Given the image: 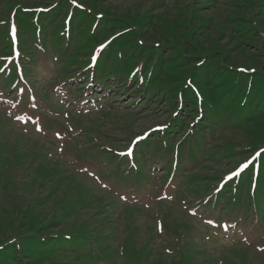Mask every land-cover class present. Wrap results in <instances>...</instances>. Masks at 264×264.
Returning <instances> with one entry per match:
<instances>
[{
	"label": "rangeland",
	"instance_id": "374dc122",
	"mask_svg": "<svg viewBox=\"0 0 264 264\" xmlns=\"http://www.w3.org/2000/svg\"><path fill=\"white\" fill-rule=\"evenodd\" d=\"M27 1L0 0V264H84L72 251L78 241L65 242L66 250L48 243L61 233L95 236L101 251L126 264H264V242L255 238L264 230L248 234L244 219L225 206L228 196L219 194L222 178L246 156L231 148L264 139V122L253 124V135L227 127L200 160L193 147L194 160L187 161L183 143L174 156L167 145L179 133L164 141L154 130L174 117L168 91L154 101L145 92L135 98L140 78L117 71L123 55L117 31L83 41L87 30L110 27L114 16L142 19V37L160 42L151 60L163 56L165 63L158 77L166 81L153 83L191 87L207 83L213 59H205L213 51L229 68L264 70V0H69L54 25L35 12L28 16L33 22L20 25L12 7L36 8ZM124 47L126 56L140 51L133 42ZM89 53L95 62L108 56L106 68L87 70L88 62L77 68V56ZM184 55L205 61L181 69ZM215 78L209 82L223 83L225 75ZM137 136L144 139L134 142V158L130 149L126 159L115 157ZM144 172L147 180L138 181ZM173 246L181 249L167 253ZM46 251L50 260L36 261Z\"/></svg>",
	"mask_w": 264,
	"mask_h": 264
},
{
	"label": "trees",
	"instance_id": "16d2710c",
	"mask_svg": "<svg viewBox=\"0 0 264 264\" xmlns=\"http://www.w3.org/2000/svg\"><path fill=\"white\" fill-rule=\"evenodd\" d=\"M15 1L19 2L20 0ZM78 1H80V3H85L86 0ZM94 2H98V0H94ZM26 3V5H28L26 7L36 8L32 9L31 11H25L26 8L24 6L12 7L15 10L14 14H16V18L20 25H29L31 22H33L28 16L34 15V12L35 16H38L39 21L44 23L47 20L50 21L51 18V21L54 25L58 18L64 15L66 8L70 5L69 0H28ZM37 9H39V11ZM39 21L38 23L40 26L45 28V25ZM111 24L112 25L106 29L99 30V27L95 28V31L97 30L95 33H90L93 28L91 27L83 36V41L85 43L91 44L97 37L98 33H103V30H106L104 34H110L117 31L119 36L115 41L120 42L121 46L123 47V55L117 59L120 61L118 62L119 66L117 67V71L125 72L127 75H131L132 81H136L137 79L139 80L140 78V84L138 87H135L132 92L137 95L135 98L141 96L143 100L142 93L145 92V98H151L149 101H152L153 98L154 101L157 96H160L161 98L160 92L163 94V89L164 91H168L167 94L169 95V98L172 101L171 103L173 104L171 106L174 109V117H171L163 125L162 131L157 132L159 133L157 139H162L165 141V138L172 139L175 137V133H179L180 140L175 144L173 143L167 145V151H173L172 154H174V156H176V154L178 155L179 153L181 146L179 143H183L189 146L187 151L189 159H187V161L194 160L192 153L190 152L193 151V147H195L200 153V156L196 160H200L202 155H207L208 151L206 148L207 146H210L207 144L216 140L227 127L231 128V130H242L246 134L253 135L255 134L253 132L255 131L253 124L260 121L264 122V70L253 69L251 72H248V70H244L236 66L234 67L232 65V67L229 68L228 65L223 62L224 60L221 59L219 52L213 51L208 54L209 59H205L207 61L213 59V62H210L212 66L208 67L206 73L207 76L198 72L199 75L204 76V79L207 83H198L195 78L194 82L195 80L196 82L190 83L191 87L185 82L153 83L154 79H160L162 82L166 81L158 77L160 74L164 73L163 65L165 63L162 61L163 56H160V58L155 57V61L151 60L153 53L156 52L152 51V49L160 46V42H146V34H144L145 37H142V33L138 31L140 26L143 24L142 19H139L136 22H130L127 19L124 22L121 21L120 18L114 16ZM115 26H117L116 29L114 28ZM118 26H122L123 30H119ZM139 35H141V37ZM111 36H113V34L109 35V37ZM3 39L4 41H7V39ZM132 42L135 43L137 48L140 49L143 54H140V51H135V54H132L131 56L125 55V44ZM52 45L53 44H50V46ZM68 46L70 48L72 47L71 41L69 42ZM7 47H9V43ZM57 48L58 46H55V49ZM138 54L141 55V60L137 59ZM89 55L90 53L86 54L85 57L77 56V59L79 60V65L77 68H80V63H87L89 61ZM197 57L199 58L198 60L192 61L186 55H184L183 60L186 64L181 65L180 68L183 69L184 67L190 65V61L191 63L197 62V65L191 64V67L202 66V61L205 60H202L199 55ZM107 58L108 56L104 55L102 58L103 60L97 62L95 69H105V62ZM166 61L167 58L165 62ZM123 68L126 71H123ZM74 71L76 72V69ZM222 72H226L227 74H223ZM72 73L74 72H68V74ZM211 75L216 77L215 79H217L218 76L225 75L223 83H210L209 77ZM68 80L70 79H65L64 82H67ZM101 82L103 83V81ZM204 85H206V93L203 95L201 88L204 92L205 89L202 87ZM129 91H131V89H129ZM170 92L171 94H169ZM164 93L166 94V92ZM246 126L248 128H246ZM198 144L200 145L199 147ZM231 149L235 153H243L246 156L242 159V161L240 160L233 170L229 174H226L222 179H232V173H235V169L237 170L240 168L241 164L246 166L242 171L239 172V174L237 173V175L233 176V178L235 177V180H230L228 183H225L222 186L223 188L219 194L228 196L226 197L227 199L225 206H228V208L231 210L234 209L236 211V216H238L240 219H244L242 225L249 229L248 234L253 231V227L254 230H264V139L256 142L255 144H250L244 146L243 148L241 147L239 150H235V147ZM252 151L253 153L251 154ZM214 153L221 154L222 151H220V149H215ZM180 156L182 158L184 155L180 154ZM213 157V160H217L219 158V156ZM196 163L197 162L191 161V164ZM172 164L174 166L173 160ZM147 174L148 173L146 172H144V174H139L137 180H147ZM175 182H177V185L178 183L180 184V179L175 180ZM230 184L235 185L233 189L230 187ZM235 214L232 213L230 218H234ZM250 218L253 219L248 222L245 221ZM246 222L247 225L245 224ZM66 236L68 237H65L63 233H61V235L57 234L56 236H52V239L48 243L62 244V246L65 247H60L61 245H58V248L60 247L63 248L62 250H66V248L69 247L63 245L65 242L74 244V242L78 241L79 245L81 244V247L78 245L74 248V250H72L73 254L77 255V257H80V260L77 263L117 264V262H120L122 264H126L128 262L127 259H125V262L117 261L116 259L112 258L110 254L101 251L99 241L95 238V236L90 237L81 234H68ZM255 236L256 240L259 242H264V235L255 234ZM59 238L65 239V241H59ZM84 242H89V246H84ZM41 245L43 246L44 243H41ZM86 247H88V249L84 250ZM179 249H181V247L173 246L169 248L167 253L172 252L175 254ZM52 251H55V249H52ZM116 252L117 254H121L125 257V250L123 248L118 247ZM48 256L49 252L47 251L45 253H39L36 257V261L39 262L43 259H45L44 261H49L50 259H48ZM22 257L25 258L24 255H22ZM25 261L26 264H28L26 259Z\"/></svg>",
	"mask_w": 264,
	"mask_h": 264
},
{
	"label": "snow or ice",
	"instance_id": "6c2138e0",
	"mask_svg": "<svg viewBox=\"0 0 264 264\" xmlns=\"http://www.w3.org/2000/svg\"><path fill=\"white\" fill-rule=\"evenodd\" d=\"M129 151H131V150H129ZM232 175L234 176V175H237V173H232Z\"/></svg>",
	"mask_w": 264,
	"mask_h": 264
}]
</instances>
